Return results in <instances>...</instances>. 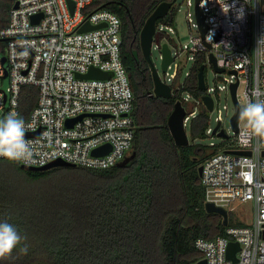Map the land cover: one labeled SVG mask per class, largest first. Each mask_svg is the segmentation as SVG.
<instances>
[{
  "label": "built area",
  "instance_id": "2783aa9c",
  "mask_svg": "<svg viewBox=\"0 0 264 264\" xmlns=\"http://www.w3.org/2000/svg\"><path fill=\"white\" fill-rule=\"evenodd\" d=\"M71 1L73 11L69 0H13L9 21L0 29V40L4 42L0 47V79L10 81L6 90L0 87V119L14 111L25 121L26 139L33 154L27 160H19L22 165L43 166L62 159L75 165L108 168L123 160L133 148L135 96L122 60L121 19L106 8L90 9L93 0ZM227 2L233 8L225 13L217 0H199L208 26L204 35L196 11L188 10V21L197 32L181 48H171L174 59L163 78L172 86L180 67L178 60L187 54L194 62L196 54H204V63L221 81L220 86L206 83L204 89L214 100L213 110L221 90H227L233 101L231 85L235 82L241 107L242 102L246 106L264 101V3ZM187 4L191 5L192 0H187ZM38 14V21H33ZM87 21L98 26L80 30ZM167 28L173 29L157 23L156 32L167 34ZM154 47L161 49V43L154 39ZM210 54L223 71L214 69ZM92 67L110 76H81ZM26 84L38 87V97L36 105L24 115L21 89ZM174 89L172 86L173 92ZM183 97L196 104L204 103L203 98L197 99L188 92ZM224 106L228 108V104ZM220 112L219 108L217 131L224 129L228 136H221L222 146L201 164L206 202L231 210L233 202L250 200L253 213L245 214V225L229 226L224 234L214 238L199 237L195 245L206 264H264V137L254 135L243 119L230 137ZM196 114L197 107L190 113L187 110L186 126ZM215 126L209 115L207 135L213 133ZM105 144L111 146L109 151L93 154L94 149ZM233 242L239 244L236 260L228 257Z\"/></svg>",
  "mask_w": 264,
  "mask_h": 264
},
{
  "label": "trees",
  "instance_id": "16d2710c",
  "mask_svg": "<svg viewBox=\"0 0 264 264\" xmlns=\"http://www.w3.org/2000/svg\"><path fill=\"white\" fill-rule=\"evenodd\" d=\"M163 1L93 0L89 6L109 9L122 22V60L135 96L131 152L136 154L123 166L62 165L44 170L0 157V221L7 220L26 237L0 264H195L203 257L195 245L197 238H214L229 226L245 225L230 209L227 224L221 214L206 210L199 166L222 143L196 142L208 136L209 110L204 103L183 97L187 92L197 99L205 94L198 85L205 55L196 54L184 80L179 67L172 97L153 93L140 32ZM12 5L13 0H0V29L8 23ZM176 11L173 6L157 23L173 27ZM158 37L175 43L168 34ZM37 97V86H22L24 115ZM177 99L189 113L197 107L186 146L175 143L168 126ZM25 245L27 254L21 251Z\"/></svg>",
  "mask_w": 264,
  "mask_h": 264
},
{
  "label": "water",
  "instance_id": "95a60500",
  "mask_svg": "<svg viewBox=\"0 0 264 264\" xmlns=\"http://www.w3.org/2000/svg\"><path fill=\"white\" fill-rule=\"evenodd\" d=\"M177 0H166L161 2L154 11L150 14V16L147 18L145 24L143 25L141 32H140V44L141 49L143 52L144 57L150 64V68L152 71L153 81H154V90L153 93L157 96H163V97H172L174 95V92L172 90L171 84L163 80L161 77L158 68L156 67V64L152 57V45L154 39L161 43V52H162V61H161V69L163 72H166L168 69V66L173 61L174 57L172 54L171 46L168 41L161 42V40L158 37V33L156 32L157 28V22L160 18L166 16L170 9L174 6L175 2ZM264 3V0H262ZM71 9L73 11L74 9V2L69 0ZM17 6V3L15 4ZM195 11L196 16L200 25V29L202 32V35L205 34V31L207 29V23L205 22V14L202 10V8L199 6V0H195ZM41 14L34 15L33 21H38ZM98 25H91L90 22H86L80 27V30H88L97 27ZM3 61H5V57L3 58ZM210 61L217 71H223V68H220L216 65V59L213 54H210ZM205 63H203L199 67V73H198V85L201 89L206 88V81H205ZM6 75V74H5ZM82 77H98V78H105L109 77L110 73L103 71L99 68L92 67L87 73L82 74ZM237 85L238 82H235L231 85V93L234 103V112L230 118L231 126L234 131H237L239 128V121H240V111H241V105L237 99L236 91H237ZM203 102L206 105L207 109L209 111L213 110L214 107V100L210 95H203ZM187 116V108L183 104V101L181 99H177L175 101L173 110L171 111L169 117H168V126L170 128L171 134L174 138V141L179 146H186L190 144L189 134L187 131V126L185 124V118ZM81 117V116H80ZM73 120H76L73 119ZM220 126V122L217 123V125L213 129V133L227 137L228 134L224 129H221L217 131V129ZM111 146L109 144L102 145L100 147H97L93 150V154L96 155H102L109 151ZM136 154V151L133 150L131 154L127 155L123 160L119 161L116 165L117 166H123L126 165ZM62 165H68L73 166L75 164L64 161L62 159H55L43 166H30L23 164L22 166L27 169H33V170H44L49 169L56 166H62ZM199 174H202V165L199 166ZM206 210L209 212H217L221 214L224 218V223H228V210L223 207L216 205L214 202L208 201L206 202ZM239 250V244L237 242H233L230 244L229 250H228V257L232 260H236V252ZM195 264H206V260L204 258L200 259Z\"/></svg>",
  "mask_w": 264,
  "mask_h": 264
},
{
  "label": "rangeland",
  "instance_id": "374dc122",
  "mask_svg": "<svg viewBox=\"0 0 264 264\" xmlns=\"http://www.w3.org/2000/svg\"><path fill=\"white\" fill-rule=\"evenodd\" d=\"M174 6H176L177 11L175 15L173 29L171 31L169 28H167L166 32L175 41V43H170L171 48L176 49V48H181L182 46H184L186 42H188V40L190 39L191 34H194L197 32V29L196 27L192 25V23L188 21V16H187L188 10H190L191 12L195 11V0H192L191 5L187 4V0H177ZM165 41L167 40L162 39V42H165ZM161 55H162L161 49H158L155 47L152 49L153 60L156 64V67L159 70L161 77L164 78L166 77V75H165V72H163L161 69V61H162ZM178 62L180 63L181 69L183 71L182 80H184L187 76V72L190 70L192 66L193 61L187 58V54H184L182 58L178 60ZM205 73H206L205 81L207 85L209 86H220L221 85V81L216 79L213 73V69L210 66H207ZM9 85H10L9 78L0 79V87L6 90ZM217 100L218 102L216 104V108L213 111L209 112V115L211 116V125L215 126L217 124L216 117L218 116V109L220 108L221 109L220 114L223 117V125L228 131L230 137H232L234 135V131L231 127L230 118L234 112V103L232 99L230 98L227 90H221L220 97L219 99L217 98ZM225 104H228V108L224 106ZM242 106H245L243 102H242ZM187 131H188L189 139L191 142L190 120L187 123ZM222 141H223V137L217 134H214V133L209 134L205 138L196 139V142H201V143L208 144V145H210L211 142L220 144L222 143ZM231 210L236 216V218H240L243 221H245V216H246L245 214L253 213V202L250 200L244 201V202L235 201L233 202V208Z\"/></svg>",
  "mask_w": 264,
  "mask_h": 264
},
{
  "label": "clouds",
  "instance_id": "9594fccd",
  "mask_svg": "<svg viewBox=\"0 0 264 264\" xmlns=\"http://www.w3.org/2000/svg\"><path fill=\"white\" fill-rule=\"evenodd\" d=\"M207 0H202L206 3ZM222 10L228 13L233 6L227 0H217ZM242 7V6H241ZM240 118L248 122L254 135L264 137V101L250 102L243 106ZM33 154L31 143L26 139V125L22 118H18L16 112H9L6 117L0 119V156L9 160H27ZM26 239L22 237L17 227L7 220L0 221V259L6 258ZM21 251L27 254L25 245Z\"/></svg>",
  "mask_w": 264,
  "mask_h": 264
}]
</instances>
